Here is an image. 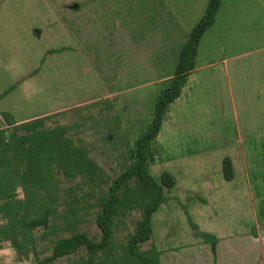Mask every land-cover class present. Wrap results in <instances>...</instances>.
<instances>
[{"label":"crops","instance_id":"1","mask_svg":"<svg viewBox=\"0 0 264 264\" xmlns=\"http://www.w3.org/2000/svg\"><path fill=\"white\" fill-rule=\"evenodd\" d=\"M208 4L209 0H160L157 34L150 21L146 25V16L144 29L137 26L128 9L127 25L119 23L121 16L116 18L126 48L118 40L116 47L109 42L111 61L103 69L108 88L80 102L16 121L55 117V126H65L70 138L98 140L104 138L100 132L105 130L122 131V110L128 123L145 120L151 128L156 103L171 85L180 51ZM103 10L99 0H80L83 42L106 39L99 31L90 36L91 28L108 23ZM136 29L143 34L136 35ZM180 85L179 98L169 105L158 136L147 148L149 164L176 180L170 199L178 204L202 203L204 208L197 209L208 221L205 208L209 202L237 201L244 188L264 211L263 201L253 193V188L264 187V0H222L215 24L201 40L195 69ZM226 159L233 166L232 180L224 175ZM94 161L105 169L102 160ZM248 196L244 194V202ZM255 210L256 218H264V212L260 216L258 207ZM254 230L248 237L259 247L261 258L256 256L252 264H264V227ZM194 236L192 244L208 252L207 243L196 237L195 230ZM234 243H227L225 255L239 251L241 244ZM162 257L161 253V264H165ZM214 264H221L219 257Z\"/></svg>","mask_w":264,"mask_h":264},{"label":"rangeland","instance_id":"2","mask_svg":"<svg viewBox=\"0 0 264 264\" xmlns=\"http://www.w3.org/2000/svg\"><path fill=\"white\" fill-rule=\"evenodd\" d=\"M99 1L104 9L101 13L108 23L103 27L91 28L90 36L94 37L95 31H99L98 34L106 38L102 39V43L96 39H86L84 42L80 39L79 8H71L72 5H79L80 0H0V129L7 128L1 116L5 111L15 120H22L80 102L99 90L107 89L103 69L108 68L111 61L109 42L116 47L118 40L122 49L126 48V37H121L116 18L121 16L119 23L127 25L128 9L130 18L135 16L137 26L144 29L143 20L146 16V25L147 20L150 21L153 32L158 33L160 0ZM139 34L143 33L136 29V35ZM120 113L121 120L125 121L121 132L105 130L100 132L104 138L98 140L72 138L75 145L85 147L94 160H102L104 174L92 178L68 179L56 169L60 188L58 223L53 222L55 226L35 231L36 255L31 253L27 258H20L10 243H4L0 250V264H37L38 259L51 255L54 242L59 237H69L77 232L86 233L96 241L100 240L101 232L96 224L98 209L94 205L98 198L108 192L113 180L136 161L138 140L151 129L147 121L128 123V119L123 116L124 112L121 110ZM53 118L48 120V127H55ZM2 155L8 160L12 159L8 148ZM147 171L150 177L160 182L162 174L149 164V158ZM10 172L14 175L12 170ZM13 177L16 178L15 175ZM15 178L16 192L21 198L23 193ZM231 189L234 191L239 188ZM242 190V198L239 196L237 201L224 204L209 202L205 208V213L210 214L207 221L197 209L204 208L202 203L178 204L170 199L171 190L165 189V197L169 202L161 204L153 214V235L142 249L154 245L163 254L162 262L165 264H214L218 257L221 264L228 260L252 264L256 256L261 258V254L259 247L248 236L249 233L253 235L254 228L264 227V218L255 217V207H258L260 216L264 211H260L262 208L259 203L250 200L244 188ZM253 193L258 194L264 206V187L253 188ZM244 194L248 196L247 202H244ZM75 207L82 211V222L73 230L63 231L65 222L61 216ZM141 215L140 210H132L115 221L113 247L108 255L118 257L123 254V247L127 245ZM192 223L207 230L200 232L215 236V252L210 242L204 241L207 243L205 246H208L206 253L200 245L192 244L195 240ZM53 232H56L55 235ZM46 234L50 236L43 239ZM229 241L236 242V246L241 244L237 248L239 251L230 256L225 255L224 251ZM218 246L220 251H217ZM99 256L103 258L105 255ZM88 257V252L82 249L53 264H82Z\"/></svg>","mask_w":264,"mask_h":264},{"label":"trees","instance_id":"3","mask_svg":"<svg viewBox=\"0 0 264 264\" xmlns=\"http://www.w3.org/2000/svg\"><path fill=\"white\" fill-rule=\"evenodd\" d=\"M221 4L222 0H209L204 16L180 51L175 77L156 103L151 129L138 140L136 161L115 178L108 192L96 201L94 208L98 209L96 224L101 232L100 240L81 232L59 237L51 255L38 259L37 264H53L82 249L89 254L82 264H161V253L154 245L146 250L142 246L151 241L152 216L167 201L165 189H172L176 180L169 173H163L159 183L149 176L147 148L158 136L169 105L181 94V79L195 69L201 40L215 24ZM1 114L7 128L0 129V222H3L0 224V250L4 243H10L20 258H27L31 253L37 254L35 231L53 227L60 219V188L55 170L68 179L92 178L104 174V170L85 147L75 145L65 126L48 127V117L17 122L10 113ZM6 148L12 153L10 160L2 155ZM223 170L225 178L232 180L234 170L229 159L224 161ZM13 178L21 187V198ZM137 209L142 213L141 219L123 247V254L118 257L108 255L113 247L115 221ZM81 212L75 207L61 216L65 222L63 231L77 228L82 222ZM192 227L196 237L212 243L215 252V236L200 232L193 223ZM49 236L46 234L43 239ZM100 254L105 256L100 258Z\"/></svg>","mask_w":264,"mask_h":264},{"label":"water","instance_id":"4","mask_svg":"<svg viewBox=\"0 0 264 264\" xmlns=\"http://www.w3.org/2000/svg\"><path fill=\"white\" fill-rule=\"evenodd\" d=\"M71 8L78 9L79 8V5H73Z\"/></svg>","mask_w":264,"mask_h":264}]
</instances>
